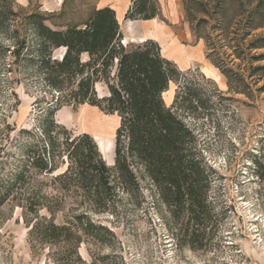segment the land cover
Listing matches in <instances>:
<instances>
[{"label":"rangeland","instance_id":"rangeland-1","mask_svg":"<svg viewBox=\"0 0 264 264\" xmlns=\"http://www.w3.org/2000/svg\"><path fill=\"white\" fill-rule=\"evenodd\" d=\"M149 2L158 17L130 20L132 0H0L1 176L38 142L43 112L59 95L45 87L29 60L39 46L34 24L58 31L84 28L97 10L111 7L123 45L152 39L177 69L164 100L195 133L198 150L214 170L211 197L223 214L221 227L207 248L179 247L170 213L149 181H141V206L124 201L118 215H96L81 204L82 193L57 189L53 177L65 171L62 164L52 175H32L29 193L45 206L36 217H53L62 225L85 213L109 228L115 234L112 245L90 240L81 245L79 255L87 264L105 258L107 264H264V168L259 167H264V0ZM64 53L54 49L53 58L61 60ZM96 90L100 97L109 95L106 82ZM55 122L76 136H92L114 167L117 115L64 104ZM52 203H58L54 214L47 208ZM36 217L12 202L0 207V264H54L56 249L32 242Z\"/></svg>","mask_w":264,"mask_h":264},{"label":"trees","instance_id":"trees-1","mask_svg":"<svg viewBox=\"0 0 264 264\" xmlns=\"http://www.w3.org/2000/svg\"><path fill=\"white\" fill-rule=\"evenodd\" d=\"M149 3L132 0L126 18L158 17ZM34 25L39 46L36 57L29 60L45 87L59 95L53 107L43 112L38 142L24 150L6 177L0 172V207L12 202L36 217L45 206L37 194L29 193L32 175H52L60 164L66 169L53 177L57 189L82 193L81 204L96 215L116 216L124 201L141 206L145 200L141 181H149L155 198L170 213L179 247L207 248L223 219L211 197L214 170L198 150L195 133L165 103L164 93L178 71L163 56L158 42L123 45L111 7L97 10L84 28L58 31L42 22ZM54 49L65 50L61 60L53 58ZM102 82L108 86L107 97L96 90ZM64 104H85L119 117L114 167L106 164L92 136H76L55 122ZM57 204L47 207L51 214ZM36 219L32 242L54 247V264H87L79 255L83 243L112 245L115 241L109 228L85 213L62 225L53 217ZM107 260L91 264H107Z\"/></svg>","mask_w":264,"mask_h":264},{"label":"bare ground","instance_id":"bare-ground-1","mask_svg":"<svg viewBox=\"0 0 264 264\" xmlns=\"http://www.w3.org/2000/svg\"><path fill=\"white\" fill-rule=\"evenodd\" d=\"M101 138H102V137H101ZM101 138H100V139H101ZM101 140H102V139H101ZM102 142H104V141L102 140Z\"/></svg>","mask_w":264,"mask_h":264},{"label":"crops","instance_id":"crops-1","mask_svg":"<svg viewBox=\"0 0 264 264\" xmlns=\"http://www.w3.org/2000/svg\"><path fill=\"white\" fill-rule=\"evenodd\" d=\"M105 8V7H104ZM102 9V8H101ZM149 40V39H148ZM152 40V39H151Z\"/></svg>","mask_w":264,"mask_h":264},{"label":"water","instance_id":"water-1","mask_svg":"<svg viewBox=\"0 0 264 264\" xmlns=\"http://www.w3.org/2000/svg\"><path fill=\"white\" fill-rule=\"evenodd\" d=\"M143 42H145V41H143ZM124 44V43H123Z\"/></svg>","mask_w":264,"mask_h":264}]
</instances>
